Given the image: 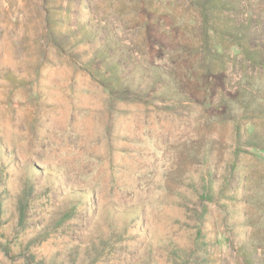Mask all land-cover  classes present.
<instances>
[{"label": "rangeland", "instance_id": "rangeland-1", "mask_svg": "<svg viewBox=\"0 0 264 264\" xmlns=\"http://www.w3.org/2000/svg\"><path fill=\"white\" fill-rule=\"evenodd\" d=\"M212 5L0 0V264H264V0Z\"/></svg>", "mask_w": 264, "mask_h": 264}, {"label": "trees", "instance_id": "trees-1", "mask_svg": "<svg viewBox=\"0 0 264 264\" xmlns=\"http://www.w3.org/2000/svg\"><path fill=\"white\" fill-rule=\"evenodd\" d=\"M213 5L212 7H219V5L221 4L222 0H209ZM245 48V46H242ZM242 48V49H244ZM247 47L246 50L247 51ZM102 52V51H101ZM104 54V52H102ZM119 63H112L110 66H108V71L110 73V76H106L104 74V72H102L101 70L97 71V74H95V77L98 78L101 82H103L108 88L112 89V86H110V84H108L110 81L114 82V79H116V81L119 79L118 75H119ZM248 257V256H247ZM249 258V257H248ZM249 263V262H248Z\"/></svg>", "mask_w": 264, "mask_h": 264}]
</instances>
